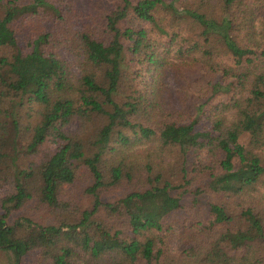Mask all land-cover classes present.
Instances as JSON below:
<instances>
[{
	"label": "trees",
	"instance_id": "obj_1",
	"mask_svg": "<svg viewBox=\"0 0 264 264\" xmlns=\"http://www.w3.org/2000/svg\"><path fill=\"white\" fill-rule=\"evenodd\" d=\"M183 1L115 0L103 14L84 16L70 0H0V48L12 49L0 54V177L13 167L14 178V191L1 199L0 248L13 251L15 264L28 251L35 264H264V0ZM157 10L168 15V29ZM127 55L153 81L166 66L199 65L208 98L218 99L181 123L153 88L147 95L137 85L125 87ZM24 102L37 121L26 148L10 153L6 114L14 129L18 121L4 106ZM71 123L76 130L67 132ZM48 140L56 144L48 160L17 163ZM169 169L179 170L184 188L203 179L193 192L216 198L207 223L181 233L178 259L162 221L179 205L164 174ZM82 172L90 180L81 191L92 207L74 226L101 206H123L128 241L102 225L96 226L101 242L67 233L65 225L49 226L42 243L12 236L6 218L13 209L31 200L51 204L53 185L79 189ZM117 191L124 196L102 200Z\"/></svg>",
	"mask_w": 264,
	"mask_h": 264
},
{
	"label": "rangeland",
	"instance_id": "obj_2",
	"mask_svg": "<svg viewBox=\"0 0 264 264\" xmlns=\"http://www.w3.org/2000/svg\"><path fill=\"white\" fill-rule=\"evenodd\" d=\"M70 1L73 2L76 9L84 16H99L110 9L115 3V0ZM185 3L187 1L176 0V5H183ZM156 17L160 25L168 29V15L162 10H157ZM83 22H87V19L83 18L75 22L76 27H79ZM154 32L158 33V30L154 28L152 33ZM2 53L10 56L12 49L0 48V54ZM124 63V73L126 74L125 87L128 89L132 85H137L147 95H150L153 88L157 93L156 98L159 104L168 111H175L181 114L179 117L181 123L188 122V116L193 115L195 109L201 103H204L206 105L205 108H207L208 105L214 104L216 99H218V95L210 99L208 98V93L206 92L208 78L199 65L192 67L166 66L153 81L152 72L146 71L145 69L142 70L141 65L131 60L128 55ZM221 95L224 97V94ZM4 108H7L9 111H14L15 118L18 121V126L14 129L11 116L6 114V120L9 128H11L9 132L10 140L6 148L10 153L15 150L22 151L31 139L30 126L34 125L37 121L34 108L28 102H24L22 106H17L16 108H11L9 105L4 106ZM65 129L67 132H74L76 130V124L71 123ZM11 137H14L15 142ZM239 141L245 143L246 136H242ZM55 150L56 144L48 140L40 146L37 152L28 153V156L22 155L17 163H20L21 166L32 165L35 167L37 164L48 160ZM175 155L178 158L176 152L173 150L172 156ZM77 167L78 171L84 170V167L79 161L77 162ZM12 168L0 177V213L2 212L1 199L14 191ZM164 174L171 181L173 187L171 194L179 202L177 208L164 211L165 215L162 220L164 227L170 229L171 235L165 240L169 244L170 255L174 259H178L181 249L184 248L183 244L180 245L178 240L181 233L188 226L196 224V227H201L205 225L212 216L210 213V204L215 203L216 198L207 192H202L201 194H195L193 192L196 184L204 182L199 177L194 178V183L188 188H184L182 186V175L178 169H169ZM89 180L88 175L83 173L76 182L79 189L71 185H62L59 190L55 185L50 186L48 200L51 204L49 205L44 204L38 207L31 200L23 207L13 209L6 218V225L11 230L12 236L21 239L27 244L42 243L51 235V232L48 230L49 226H59L61 228V226L65 225L67 227L64 229L67 233L75 235L78 232L81 236L83 234L89 242H101L102 238L96 226L99 225L101 227L102 225L111 236L119 240L128 241L132 234L128 222V214L123 206H119L112 211L101 206L84 225L80 227L74 226L82 219V212L90 210L92 207V197L84 193V191H81L89 183ZM123 196L124 194L121 191L111 192L102 195V200L111 202ZM138 204L141 206L140 202ZM32 256L33 253L28 251L22 257L21 264H35ZM0 264H15L13 251L0 248ZM176 264L191 263L188 260H181L177 261Z\"/></svg>",
	"mask_w": 264,
	"mask_h": 264
}]
</instances>
